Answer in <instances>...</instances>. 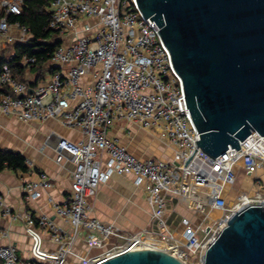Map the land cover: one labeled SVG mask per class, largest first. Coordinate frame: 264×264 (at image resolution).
<instances>
[{
	"label": "built area",
	"instance_id": "obj_1",
	"mask_svg": "<svg viewBox=\"0 0 264 264\" xmlns=\"http://www.w3.org/2000/svg\"><path fill=\"white\" fill-rule=\"evenodd\" d=\"M27 1H0V51L32 41L25 25L10 21L21 15ZM48 1L50 36L37 41L55 48L39 78L20 81L7 63L0 66V113L24 123L57 119L82 137L71 141L53 133L47 140L53 145L55 162L73 166L70 189L62 202L50 197L46 201L64 226L31 209L17 212L0 196V217L20 222L29 241L27 258L20 257L12 245H0V264H100L147 248L164 250L182 264H202L210 240L198 239L190 228L185 239H174L162 221L166 196L218 209L224 216L222 224L244 204H264V182L257 176L264 173V136L253 133L257 138L243 150L229 149L209 158L197 149L199 133L186 105L182 80L157 33L160 28L150 18L144 19L136 0ZM37 63L35 57L23 56L20 65L29 72ZM117 122L172 145L176 149L172 161L132 155L109 136ZM238 162L247 176H254L255 190L239 194L228 205L222 193L226 183L236 180ZM124 175H132L134 185L144 189L152 216L160 223L159 241L146 235L125 237L119 227L90 216L88 200L99 186ZM51 187L41 173L38 181L23 186V196L37 200L41 190ZM195 187L204 194L192 195ZM183 224L187 226V220ZM7 235L0 230V239ZM78 240L84 247L81 253ZM94 249L97 253L91 254Z\"/></svg>",
	"mask_w": 264,
	"mask_h": 264
},
{
	"label": "water",
	"instance_id": "obj_2",
	"mask_svg": "<svg viewBox=\"0 0 264 264\" xmlns=\"http://www.w3.org/2000/svg\"><path fill=\"white\" fill-rule=\"evenodd\" d=\"M160 28L182 80L197 149L211 159L264 136V0H136ZM19 97L22 94L18 95ZM100 264H182L157 248ZM202 264H264V204L241 206L208 242Z\"/></svg>",
	"mask_w": 264,
	"mask_h": 264
},
{
	"label": "crops",
	"instance_id": "obj_3",
	"mask_svg": "<svg viewBox=\"0 0 264 264\" xmlns=\"http://www.w3.org/2000/svg\"><path fill=\"white\" fill-rule=\"evenodd\" d=\"M13 47L7 46L1 49L0 58L11 59L14 56ZM44 66L41 69L36 67L35 70L25 71L23 77L16 78L20 81L32 77L39 78L43 74ZM130 130L131 135H128ZM53 133L71 141H78L82 137L78 130L64 127L57 119H49L44 123H24L0 113V149L20 153L25 157L28 167L27 172L0 171V196L8 206L17 212L31 209L34 213L48 215L57 225L64 226L62 221L54 216L51 206L46 201L50 197L56 203L62 202L70 189L73 166L70 163L57 164L55 162L53 145L47 142ZM109 136L140 159L156 158L171 162L176 151L172 145L161 141L153 134L129 127L124 122H117L110 130ZM152 136L153 139L159 141V145L156 147L150 146ZM242 170V167L239 166L237 172H243ZM41 173L47 175L52 187L41 190L39 199L26 200L23 196V186L27 182L38 181ZM245 176L244 180H247V183L245 185L243 182L242 187L254 191V176L246 174ZM257 176H261L264 182L262 171L258 172ZM224 191L223 197L227 194V191ZM191 192L194 196L204 194V191L197 187L192 188ZM236 194H240L239 190ZM88 202L91 217L104 224L119 227L125 237L146 235L155 241L160 240L162 232L160 223L153 218L147 195L142 187L134 185L132 175L114 176L109 182L100 185L94 197L90 198ZM208 208L210 207L205 204L197 206L182 198L167 195L162 221L174 239L181 241L187 228L197 232L202 224L207 222ZM183 220H187V226L183 224ZM0 230H5L8 233L7 237L0 239V245H12L20 257L27 258L29 241L22 224L20 222L11 223L0 217ZM77 246L81 253L84 247L80 240L77 241Z\"/></svg>",
	"mask_w": 264,
	"mask_h": 264
},
{
	"label": "trees",
	"instance_id": "obj_4",
	"mask_svg": "<svg viewBox=\"0 0 264 264\" xmlns=\"http://www.w3.org/2000/svg\"><path fill=\"white\" fill-rule=\"evenodd\" d=\"M48 6V0H29L23 7L21 15L10 18L11 22H19L25 25L32 35V41L29 43L18 44L13 47L14 56L11 59L0 58V66L7 63L13 69L16 77H23L24 75L25 68L20 65L23 56L35 57L38 61L36 67L41 69L55 48L52 44L37 41L38 39H47L50 36V32L46 28L50 20ZM2 15L3 12L0 10V18ZM4 170L27 172L25 157L18 152L0 149V171Z\"/></svg>",
	"mask_w": 264,
	"mask_h": 264
},
{
	"label": "bare ground",
	"instance_id": "obj_5",
	"mask_svg": "<svg viewBox=\"0 0 264 264\" xmlns=\"http://www.w3.org/2000/svg\"><path fill=\"white\" fill-rule=\"evenodd\" d=\"M238 166H240V162H238L237 166L235 167V168H237V171H238ZM244 179H245V175H243L240 172H237L236 180L234 182L232 181V182L226 183L224 185V189L223 190L227 191V194H226V196L224 198H225L226 202L229 203V205H231L233 203V201L235 200V198L239 195V194L238 195L236 194L237 190H238V187H236L235 185L238 186V183L239 184H240V182L243 183ZM252 191H253V189H251V191H249V192L253 193ZM249 192L248 193L245 192V193L247 195H249ZM206 213H207V217H206L207 218V223H209V224L211 222L215 221V219L221 215V211L218 210V209H214V208H208ZM205 226L206 225L203 223L201 228L197 232H195V235H196V237H198V239H200V235H202V233L205 231V229H204ZM187 236L188 235L185 234L184 236L181 237V239L183 240Z\"/></svg>",
	"mask_w": 264,
	"mask_h": 264
},
{
	"label": "rangeland",
	"instance_id": "obj_6",
	"mask_svg": "<svg viewBox=\"0 0 264 264\" xmlns=\"http://www.w3.org/2000/svg\"><path fill=\"white\" fill-rule=\"evenodd\" d=\"M1 1V0H0ZM151 139V138H150ZM159 141H157V140H155V139H153V136H152V139H151V141H150V146L152 145V146H154V147H156V146H158L159 144ZM241 172V171H240ZM242 174L244 173V171L243 172H241ZM243 175H245V173L243 174ZM246 177V176H245ZM247 180H244L243 182H244V184L246 185V182ZM244 185V186H245ZM238 190H239V192H240V194H242V193H245V192H249V191H251L250 189H247V188H245V187H242V183L240 182V184L238 183ZM253 192V191H252ZM249 194H252V193H250L249 192ZM227 204H228V202H227ZM229 205V204H228ZM214 212V211H213ZM224 220V216L221 214L219 217H217L216 219H215V221H213V222H211L210 224L209 223H205V227H204V229H205V231L202 233V235H200V240H202V241H209V240H211V238L216 234V232L218 231V229H219V227L221 226V224H222V221ZM158 245V244H157ZM159 246H161V244L159 243ZM158 246V247H159ZM95 253H97V251L94 249V250H92L91 251V254H95Z\"/></svg>",
	"mask_w": 264,
	"mask_h": 264
}]
</instances>
